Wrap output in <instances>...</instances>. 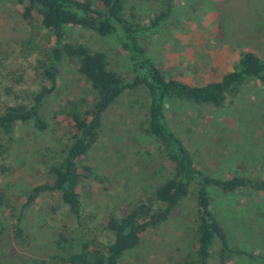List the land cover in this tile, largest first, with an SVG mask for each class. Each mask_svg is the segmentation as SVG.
Listing matches in <instances>:
<instances>
[{
	"label": "trees",
	"instance_id": "1",
	"mask_svg": "<svg viewBox=\"0 0 264 264\" xmlns=\"http://www.w3.org/2000/svg\"><path fill=\"white\" fill-rule=\"evenodd\" d=\"M12 2L19 8L26 33L4 44L0 41V136L9 143L6 148L0 143L3 147L0 157L13 143L18 125H31L35 134L47 137V141L36 152L45 179L25 192L20 206L10 207L11 213L16 211L10 217L14 220L15 238L24 241L21 224L25 215L40 198H52L54 205H49L46 215L39 216V220L46 227L42 221L53 219L54 225L48 228L53 232L55 248L63 251L35 264H119L143 236L167 222L189 198L195 205L194 248L183 259L168 264H210L213 257L217 264H230L239 257L261 260L264 264V254L230 244L213 210L218 195L264 196V163L259 174L223 177L205 172L173 131L165 107L170 100L222 107L249 81L264 83V60L254 53H243L233 70L220 80L191 85L172 72L167 75L147 56L145 49L148 33L169 18L177 0H163L165 8L146 20L137 14V7L130 0ZM72 30H89L104 37L116 35L130 60L131 73L125 77L110 69L106 54L71 35ZM63 66L81 76L92 94L66 99L47 118L42 113L43 107L56 88ZM138 90L144 91L147 101L139 128L152 142L155 154L166 161L170 173L123 214L109 212L103 225H94L96 215L86 213L82 203L84 183L97 178L90 154L99 141L108 108L122 94ZM4 172L6 169L0 165V173ZM57 216L66 219L65 223L57 226L54 220ZM68 219H73L82 233L77 248L68 235L71 226ZM3 229L0 220V231Z\"/></svg>",
	"mask_w": 264,
	"mask_h": 264
},
{
	"label": "rangeland",
	"instance_id": "2",
	"mask_svg": "<svg viewBox=\"0 0 264 264\" xmlns=\"http://www.w3.org/2000/svg\"><path fill=\"white\" fill-rule=\"evenodd\" d=\"M137 14L149 19L162 11L163 0L147 2L130 0ZM19 8L12 0H0V41L24 37L26 31ZM173 13L152 29L146 38L147 56L165 73L171 72L191 85L218 81L232 71L243 53L251 52L264 60V0H177ZM93 50L106 54L109 68L128 76L131 63L122 51L116 35L100 36L89 30H72ZM168 69V70H167ZM171 70V71H170ZM85 80L66 66L60 70L58 82L43 107V115L66 99L89 95ZM143 90L122 94L107 110L97 145L90 154L97 178L86 181L82 203L88 214L96 215L94 225H103L109 212L123 214L128 207L166 178L170 169L155 154L152 142L139 128L146 110ZM167 120L175 134L191 151L196 165L205 172L228 177L232 174L256 173L264 163V83L249 81L239 94L227 99L222 107L197 106L184 101H167ZM47 137L35 134L31 125H18L13 143L0 165V264L41 263L49 255L63 253L54 246V235L42 226L39 216L46 215L50 197L32 205L22 222L26 239L14 236L15 215L12 205L24 202L25 192L45 179L37 164L36 152L46 145ZM5 146L6 138L0 136ZM0 146V151L3 150ZM261 173V172H260ZM194 200L184 201L167 222L142 237L119 264H168L181 260L194 248ZM213 210L223 224L232 246L264 254V196L255 193L218 195ZM91 218V217H90ZM55 224L65 223L57 216ZM69 236L75 248L81 230L68 219ZM70 230L73 234H70ZM215 253V250H214ZM210 264H217L213 257ZM230 264H263L261 260L239 257Z\"/></svg>",
	"mask_w": 264,
	"mask_h": 264
}]
</instances>
